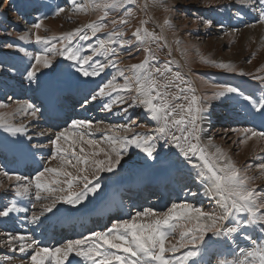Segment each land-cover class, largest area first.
Segmentation results:
<instances>
[{
	"label": "snow or ice",
	"instance_id": "snow-or-ice-1",
	"mask_svg": "<svg viewBox=\"0 0 264 264\" xmlns=\"http://www.w3.org/2000/svg\"><path fill=\"white\" fill-rule=\"evenodd\" d=\"M236 2L243 7H258V22L264 24V0ZM131 3L133 0H89L86 4L73 0V11L99 10L102 15L96 21L59 37L39 35L42 19H38L32 24V29L36 30L32 32V36L34 43L41 48L34 52L23 48L18 50L29 60L23 73L30 85H39L41 79L47 78L55 69L50 58L52 56H59L69 62L68 69L72 74L84 78H96L107 68H116L123 83H119L116 76L109 78L84 96L81 108L86 109L90 103L105 98L108 102L103 103V109L107 111H112L113 105L123 106L120 110L127 115L129 108L140 107L148 119L156 123V128L152 132H133L135 119L127 116L128 122L109 127L107 131L112 135H105L102 141L91 138L93 121L72 119L67 127L56 131L54 137L49 138L51 155L47 159L37 161L36 154L26 147L32 162L37 164L34 176L29 179L7 171L3 175L17 182L14 192L16 197L27 196L34 187L36 201L50 200L51 203L43 207V215L52 212L57 203L73 207L83 205L90 195L101 190L99 173L116 171L130 148L138 149L147 158L154 160L158 154L156 141L163 140V147L176 149L177 154L196 170V179L203 186L204 195L213 202V209L205 211L188 202H174L163 212L151 208L136 210L130 218L114 219L104 231H94L81 239L68 240L62 246H39L34 239L19 233H8L5 246L10 251H19L21 254L30 252L28 264H73V254L83 264H210V261L202 259L210 242H223L230 249L233 259L218 260L217 264H264V188L251 187L250 183L254 178L247 175L246 169L238 168L227 153L214 145L211 136L207 137L206 145L201 143L202 136L206 134L204 124L211 123V104L198 99L195 94L190 97L187 95L194 93V89L184 81L180 72H173L171 61L156 67L153 63L156 57L150 47L144 48L145 59L140 63L125 69L119 67L117 52L111 45L118 44L121 49L132 46V40L125 39L122 30L123 25L128 23L127 19H113V29L106 34L107 38L95 44L90 42L106 27L104 21L109 11ZM64 11V8L57 6L55 14L59 15ZM145 23L146 21H141V25ZM164 23L168 24V20L165 19ZM204 23L210 25L212 22L204 20ZM131 35L138 44L154 43L162 39L144 27L136 28ZM19 38L29 40V33L25 32ZM53 41L59 43V48ZM75 41L88 43L77 44ZM5 47L12 48L13 45L7 44ZM100 56L104 57L106 63L96 59ZM202 62L233 70L231 64H217L203 58ZM0 70H4L2 66ZM254 79L260 80L264 87V77L257 76ZM182 84L185 86L182 87ZM215 87L218 91L213 93L212 100L242 96L252 109L264 116V98L256 100L251 95H243L239 88L227 84ZM17 111L33 119L42 115L41 107L33 103H26ZM0 128L12 137L25 133L23 125L16 126L3 115H0ZM121 130L125 133L132 132V135L121 136L118 134ZM243 132L251 134L249 139H264V132L247 128ZM40 135L43 136L44 133L41 132ZM104 141L109 142L110 148L102 146ZM244 142L241 140V143ZM57 160L58 166H48L51 161ZM40 164L44 166L40 168ZM255 167L264 175V163H258ZM89 171L94 173L91 179L87 174ZM32 207H35L34 203ZM21 210L15 203H11L0 209V217H9L11 213ZM39 221L40 216L33 215L29 223L38 225ZM257 226L261 229L260 234L250 236L248 229L255 231ZM177 233L178 239L172 243L169 237H174ZM238 239L243 240L244 244L238 243Z\"/></svg>",
	"mask_w": 264,
	"mask_h": 264
},
{
	"label": "rangeland",
	"instance_id": "rangeland-1",
	"mask_svg": "<svg viewBox=\"0 0 264 264\" xmlns=\"http://www.w3.org/2000/svg\"><path fill=\"white\" fill-rule=\"evenodd\" d=\"M44 1L51 2L52 5L44 8L41 5V3L45 4ZM88 2L89 0H76V3L86 4ZM97 2H103V0H97ZM24 6L28 7V11L32 10L28 12L27 15L22 13ZM57 6L64 8L65 11L56 15L55 10ZM73 8V0H0V66L4 69L0 70V90L10 85L18 87L26 83L23 80V71L17 74L16 71L12 69L15 70L16 67H21L24 60L28 59L24 53L20 52L18 49L23 48L28 52L30 50L32 52L35 51L32 47V43L34 42L32 32L36 30L32 29V24L37 22L38 19H42V27L38 32L39 35L43 37H47L48 35H50L49 37H59L64 33L96 21L98 17L102 15V12L99 10L75 12ZM245 14H251V16H244ZM120 18L128 20V23L123 25L122 30L124 31L125 39H130L133 43L131 47L123 49H121L118 44L111 45L118 54L117 57L120 62L119 67L125 69L132 64L143 61L146 55L144 48L146 47H150L155 55L156 60L153 61V63L156 67H160L164 63L171 61L173 72H180L184 81L194 89V93H187V95L190 97L192 94H195L198 99L202 97V101L211 104V123L210 125L207 123L204 124L206 134L202 136L201 143L206 145L207 137L211 136L214 145L220 147L227 153L238 168L242 170L246 169L247 175L254 178L250 183L251 187L264 188V175H261L260 171L255 167L258 163H264V159H258V157H264V139L260 137H252L249 139L248 137L251 134L243 132V129L246 128L256 132H264V130H261V126L258 125L259 122L255 121L259 113L252 109L248 102L243 100L242 96L233 95L232 98L228 100L222 99L221 101H219L220 99H211L213 93L218 91L215 86L220 84L237 87L243 95H251L256 100L264 98V87L260 89L258 85L256 87L254 84L249 83L251 80H255L261 84V81L254 79V77H264V24L258 22V7L255 9L243 7L237 3L236 0H144V3L143 1L140 2V0H133L131 4H125L122 8L109 11V15L104 21L106 27L95 37H100V40L106 39V34L113 29L111 21L113 19L119 20ZM165 19L168 20V24L164 23ZM204 20H210L212 23L210 25H205ZM141 21H146V23L141 25ZM138 27H144L149 32H154L156 35L162 37V39L154 43L138 44L131 35ZM259 27L262 28L261 35L257 33V28ZM30 29L31 31H29ZM25 32L29 33V40H21L19 38ZM89 35L91 34L89 33ZM90 42L93 43L95 41ZM53 43H56L57 48H59L60 45L58 42L53 41ZM75 43L80 44L88 42L75 41ZM7 44H12L13 47H5ZM50 58L53 60V63L63 60L59 56H52ZM202 58L217 64H231L233 70L229 71L227 69L214 67L212 64L202 62ZM28 64L29 60H27L26 67ZM109 69H111L110 78L116 76L117 81L123 83V80L117 74L116 68L109 67L108 70ZM169 77H171V74H169ZM228 79L233 80L227 82L226 80ZM88 80V82L92 81L91 79ZM30 86L33 88V92L38 87L35 83ZM181 86L183 87L185 85L182 84ZM78 90L84 91V87L79 86ZM65 91H67V93L70 92L67 89H65ZM172 91H175V89H172ZM235 96L238 98L235 99ZM7 101L8 100L0 98V105H3V107H0V115L5 116L10 123L16 126L24 123L22 125L25 127L26 122L29 121V116L25 115L23 112L17 111V109L24 104L17 101ZM106 102L108 101L105 98L90 103L87 107L91 112L88 114L94 111L97 113L99 111L97 110L100 107L99 105L103 107V103ZM218 102L220 107L216 106ZM78 107H81V105ZM120 107L123 106L113 105L112 111L103 109V119H99V121H101V126L99 128H103V132H105L102 136H94V132L98 128L96 125L99 123L98 119H95L94 116L88 119L94 123L93 129H91L93 133L91 138L103 141L105 135H112V133L107 131L108 128L127 123V116H132L135 119L133 132H152L156 128V123L150 119L149 122L142 108H129L126 115L123 111L117 110V108ZM37 120L39 119H36V121L33 119L30 120V122L34 121V123L38 125L39 121ZM141 125H143V127H141ZM39 127L40 128L32 125L26 128L23 140L25 139V142L29 140L30 142L32 139L30 144L43 145L42 141L37 143V141L33 140L40 138L41 132H39V130H43V128L42 125ZM209 128L210 130H208ZM34 129L36 132H32L35 131ZM27 133H34V135L31 136L30 134L26 136ZM118 134L131 136L132 132L125 133L121 130ZM241 140L245 142L241 143ZM18 143L21 145L19 141ZM156 143L158 154L154 160L147 158L138 149L130 148L121 162V165L129 164V166H131V163L141 162L143 165L139 167L147 166L150 168L149 173H153V170L158 168L157 165L159 163L157 161L167 158L170 167L172 169L176 167L175 169H177L175 181L169 185L171 196L166 209L163 210L161 207L159 208L161 199L158 198V195L151 194L148 196L141 211L144 208H151L157 212H163L174 202H188L195 207H202L205 211H211L214 204L209 201V199L204 201L207 197L204 195L203 186H201L196 179V170L192 169L184 161L183 157L177 154L176 149L163 147V140L156 141ZM102 146L108 149L111 145L109 142L104 141ZM85 147L87 148V146ZM117 147H119V145H117ZM28 149L36 151L31 147ZM209 151H214V149H209ZM100 158L103 157L101 156ZM58 163L59 161H52L50 166H58ZM249 165H252V167H249ZM0 170H4L2 169V165H0ZM138 170L135 171L134 174H137L139 172ZM87 174L90 179L94 175L92 171H89ZM101 174L102 173L98 174L99 177H101ZM131 176L132 174L130 173L126 175L124 179L130 181ZM13 182L5 178L0 171V197L7 194L2 197V200H5L4 204L8 201L9 191L17 186V182ZM108 182L115 185L116 180L109 179ZM93 183H95V181H93ZM101 193L102 189L97 194L90 195L92 201H97L98 198L102 201L104 194ZM192 193L196 195H192ZM42 195L46 194L42 193ZM90 196L88 201L90 200ZM29 199L30 201H34L35 204L32 213L28 215L29 219H31L33 215H37L40 216V218L48 220L50 219L49 216L55 213L59 205V203H57L53 211L50 212V215L48 213H43V215H41L43 207L50 204L51 201H36L34 187L30 190ZM109 203L110 202L105 201L104 208L108 207ZM80 206L83 205L71 206L69 209L77 210ZM102 209H100L97 214L103 215V212L101 213ZM79 212L80 209L75 211V213ZM51 222H53V218L49 220V223ZM256 231L261 232L256 229L255 231L251 228L248 229L250 236H257ZM1 234L0 232V259L2 262L4 264L18 262L24 264L23 261L16 259H8L6 261V257L9 258V255L16 257L17 251H10L9 248L5 246L7 237ZM176 239H178V233L174 237H169L172 243H175ZM179 254L180 253H177V255ZM202 259L205 261L206 257H202ZM214 262L215 264L217 263V261ZM25 264H28L27 261ZM210 264H212V262Z\"/></svg>",
	"mask_w": 264,
	"mask_h": 264
},
{
	"label": "bare ground",
	"instance_id": "bare-ground-1",
	"mask_svg": "<svg viewBox=\"0 0 264 264\" xmlns=\"http://www.w3.org/2000/svg\"><path fill=\"white\" fill-rule=\"evenodd\" d=\"M244 16H251V14H245ZM257 33L259 34V35H261V31H262V28L261 27H259V28H257ZM65 66H67V64L65 65ZM62 72H63V69L61 68L60 69V73H61V76H62ZM58 78H60L59 76H57ZM92 80V79H91ZM61 82H63V79L61 78V80H60ZM89 81V80H88ZM88 81H86L85 82V85L84 86H81L80 85V83L81 82H83V81H80V82H78L79 84V86L80 87H84V88H86V87H88V85H90V84H92L93 82L91 81V82H88ZM52 80H50V83H49V87L52 85ZM74 83L75 82H73L71 85H67V84H63V83H60V85H62L61 87H59L58 86V91H57V95H59V96H62V95H68V96H71V97H73V98H80L81 96H83V92L84 91H81V90H78V87H76L73 91H71V88H73V85H74ZM64 85V86H63ZM55 86H56V84H54L53 86H52V89H51V92H50V89H49V87H47V88H43V91H41L40 93H39V96H40V98H41V104H43V103H45V105L46 106H49V104L53 101V100H57L58 98H57V95L54 93V88H55ZM65 89H67L68 91H70V92H68L67 93V91H65ZM62 91V94L60 93ZM37 101H39V99H36ZM56 109V108H55ZM28 119H29V121L30 120H33V118H31L30 116L28 117ZM35 121H36V119H35ZM39 123H41L40 121H39ZM0 130H4L3 128H1ZM1 135H3V136H5V138H6V140H5V143H6V145L7 146H9L10 147V150H14V151H16L18 154H19V156H18V159L20 160V161H25V160H30L31 159V155L28 153V152H26V147L27 148H29V146H28V142H29V140L27 141V142H25V139L23 140V138H24V135H22V136H20V135H18V136H16V137H12V136H10L8 133H6V135H4V134H0V136ZM10 138H13V139H10ZM8 139H10V140H12V141H10V140H8ZM254 139V138H253ZM18 141L21 143V145H19V143H18ZM14 142V143H13ZM31 152L32 153H35L36 155H35V158H38V155H37V153H36V151H32L31 150ZM53 167H56V166H54L53 165ZM15 182V180L13 179V180H11V182ZM13 182V183H14ZM122 188V187H121ZM106 200V198H103L102 199V201H105ZM206 200V199H205ZM95 203H93V204H91V206L89 207V208H94L95 207V209H94V211H93V214L92 215H94V216H100V217H103V216H101L102 214H97L98 212H99V210L100 209H102L101 210V213L103 212V213H105V212H110V210L111 209H114L113 208V205L111 204V203H109V206L108 207H105L104 208V204L101 206V207H97V206H95L96 205V202L97 201H94ZM84 206V205H83ZM83 206H80V212L79 213H75V211H77V210H79V209H77V210H72V209H69V207L67 208V209H65V210H61L60 212H62L63 214H64V216L65 217H67V216H70V217H72L73 219H77V220H79L80 218H83V217H88L89 215H87V214H85V213H82L83 212ZM71 207V206H70ZM86 207H88V206H86ZM82 214V215H81ZM51 218H53V220H54V217H50V219ZM50 219H48V220H46V219H43V218H41L40 219V221H39V223L41 222V221H45L46 223H49V220ZM58 221L56 220V223H57ZM52 223V222H51ZM50 223V224H51ZM57 226V229L55 230V232L57 233V232H61L65 227H64V225H61V224H57L56 225ZM3 235H5V234H3ZM5 236H7V235H5ZM27 237H29V236H27ZM1 242V241H0ZM239 242V241H238ZM61 246V245H60ZM72 257H74V258H76L75 257V255L73 254L72 255ZM71 257V258H72ZM15 259V258H14ZM16 260H18V259H16ZM21 261H23L24 262V264L26 263V261H24V260H21ZM27 263H28V261H27ZM0 264H4L3 262H1L0 261ZM5 264H7V263H5ZM11 264V263H10ZM12 264H21L20 262H18V263H12Z\"/></svg>",
	"mask_w": 264,
	"mask_h": 264
}]
</instances>
